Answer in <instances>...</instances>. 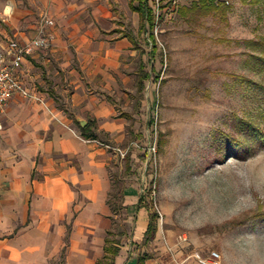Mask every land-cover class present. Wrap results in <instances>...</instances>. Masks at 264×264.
Instances as JSON below:
<instances>
[{
	"label": "rangeland",
	"instance_id": "rangeland-1",
	"mask_svg": "<svg viewBox=\"0 0 264 264\" xmlns=\"http://www.w3.org/2000/svg\"><path fill=\"white\" fill-rule=\"evenodd\" d=\"M130 1L93 0L78 22L93 25L98 40L138 44L122 60L129 97L118 104L129 119L122 150L136 151L141 193L159 215L144 255L155 264H201L198 256L216 251L221 264H264V141L251 131L264 134V0H217L221 9L210 11L201 0H152L154 61ZM86 4L77 0V11ZM141 62L152 78L140 93ZM117 220L115 231L128 232L124 217Z\"/></svg>",
	"mask_w": 264,
	"mask_h": 264
},
{
	"label": "crops",
	"instance_id": "crops-1",
	"mask_svg": "<svg viewBox=\"0 0 264 264\" xmlns=\"http://www.w3.org/2000/svg\"><path fill=\"white\" fill-rule=\"evenodd\" d=\"M39 1L0 3V56L12 36L36 37L44 16L56 22L51 47L19 71L37 98L17 94L0 112V264H98L119 215L130 229L116 236V264H155L144 255L152 210L141 204L139 159L121 154L129 119L118 101L130 81L122 60L135 56L137 41L90 37L93 25L78 20L93 0L79 11L77 0H44V10ZM78 118L106 139L85 138Z\"/></svg>",
	"mask_w": 264,
	"mask_h": 264
},
{
	"label": "trees",
	"instance_id": "trees-1",
	"mask_svg": "<svg viewBox=\"0 0 264 264\" xmlns=\"http://www.w3.org/2000/svg\"><path fill=\"white\" fill-rule=\"evenodd\" d=\"M152 0H131V7L134 11L138 12L141 17V27H140V34L148 35L147 44L152 46V50L150 52L151 59L154 61L157 54L160 51L158 39L156 36V28L159 22V16L155 7L151 3ZM217 0H201L202 2V9L206 11L221 9V4H216ZM193 8H197V4H194ZM135 41V40H134ZM136 42V46H137ZM152 71H155V65H153ZM138 88L139 92H144L146 89V83L152 78V72L147 70V66L144 62H141L139 69H138ZM53 97L57 98V95L54 93L52 94ZM82 134L85 138L91 140H98L99 134L93 129L92 125L89 124L85 128H81ZM256 136L255 139H260L264 141V134L258 132L256 128H251ZM130 155L128 154L126 159H128ZM114 197L116 198V207L115 211L122 212L124 209L123 202H122V191L114 193ZM142 206H146L149 208L147 203L146 197H142L141 199ZM159 215L155 212L151 213L150 218V225L148 231L146 233V243H149L153 240L157 234L158 230V219ZM115 224H118L117 222ZM120 226V224H118ZM124 233L120 231L119 233L111 231L109 233V237L107 239L106 244V254L105 256L98 262V264H116V258L120 253V246L121 240L116 238L117 235H123ZM146 258L140 259L142 264H145Z\"/></svg>",
	"mask_w": 264,
	"mask_h": 264
},
{
	"label": "built area",
	"instance_id": "built-area-1",
	"mask_svg": "<svg viewBox=\"0 0 264 264\" xmlns=\"http://www.w3.org/2000/svg\"><path fill=\"white\" fill-rule=\"evenodd\" d=\"M42 25L36 38L25 44L14 40L10 42L7 54L0 56V112L6 109L17 94L26 98H37L24 86L19 71L27 56L51 46V34L47 32L46 28L54 26L55 21L44 16ZM153 148L151 147L150 152ZM121 154L125 158L127 152L121 151ZM198 258L201 264H221V255L216 251L211 252L208 258L200 256Z\"/></svg>",
	"mask_w": 264,
	"mask_h": 264
},
{
	"label": "water",
	"instance_id": "water-1",
	"mask_svg": "<svg viewBox=\"0 0 264 264\" xmlns=\"http://www.w3.org/2000/svg\"><path fill=\"white\" fill-rule=\"evenodd\" d=\"M77 120H78V122L80 123V126H81L82 128H85V127L87 126V124H88L87 121H85V120H83V119H81V118H78Z\"/></svg>",
	"mask_w": 264,
	"mask_h": 264
}]
</instances>
